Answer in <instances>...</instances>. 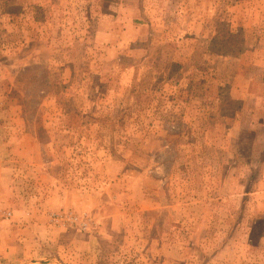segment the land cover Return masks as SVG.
<instances>
[{
  "label": "rangeland",
  "instance_id": "1",
  "mask_svg": "<svg viewBox=\"0 0 264 264\" xmlns=\"http://www.w3.org/2000/svg\"><path fill=\"white\" fill-rule=\"evenodd\" d=\"M0 220V264H264V0H0Z\"/></svg>",
  "mask_w": 264,
  "mask_h": 264
},
{
  "label": "crops",
  "instance_id": "2",
  "mask_svg": "<svg viewBox=\"0 0 264 264\" xmlns=\"http://www.w3.org/2000/svg\"><path fill=\"white\" fill-rule=\"evenodd\" d=\"M17 226L19 227L20 225L17 224ZM16 228L15 222L0 220V256L7 255L11 250L15 249L14 244H16L15 239L18 233Z\"/></svg>",
  "mask_w": 264,
  "mask_h": 264
}]
</instances>
